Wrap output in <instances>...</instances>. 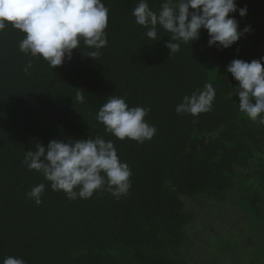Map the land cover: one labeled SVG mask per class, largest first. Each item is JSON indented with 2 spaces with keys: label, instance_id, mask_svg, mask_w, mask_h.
Wrapping results in <instances>:
<instances>
[{
  "label": "trees",
  "instance_id": "trees-1",
  "mask_svg": "<svg viewBox=\"0 0 264 264\" xmlns=\"http://www.w3.org/2000/svg\"><path fill=\"white\" fill-rule=\"evenodd\" d=\"M160 2L149 5L158 10ZM235 2L247 14L230 15L239 29L251 31L228 48L209 46L201 29L199 39L169 54L170 33L160 29V39L152 41L135 22L138 0H103L109 8L108 44L98 60L87 56L94 49L81 42L70 60L52 69L19 51V30L9 25L0 34V261L14 256L26 264H121L118 252L124 247L136 264H185L181 250L193 218L187 201L222 203L228 195L233 200L236 186L247 192L235 200L239 210L264 233V125L239 110L233 92L238 81L226 71L234 58L250 62L264 56V0ZM206 82L216 90L211 111L177 113L182 97ZM77 91L84 93L83 104L75 100ZM113 95L130 107L150 109L145 120L157 129L152 139L138 143L105 132L96 114ZM88 136L114 142L132 171L127 195L117 198L101 189L91 198L70 200L23 163L36 143ZM254 169L262 192L245 186ZM39 183L46 187L37 205L26 193ZM216 238L224 243L219 232ZM259 247L254 259L240 249L226 257L220 246L213 252L215 264H264V246Z\"/></svg>",
  "mask_w": 264,
  "mask_h": 264
},
{
  "label": "clouds",
  "instance_id": "clouds-1",
  "mask_svg": "<svg viewBox=\"0 0 264 264\" xmlns=\"http://www.w3.org/2000/svg\"><path fill=\"white\" fill-rule=\"evenodd\" d=\"M235 12L243 17L247 8H238L235 0H161L158 10H153L149 0H138L132 15L152 41L160 39L157 38L160 29L170 33L166 47L169 54H174L181 50L182 44L199 39L201 29L207 31L209 46L230 47L251 31L250 26L239 29L238 21L230 15ZM108 14L103 0H0V34L9 25L19 30L24 34L19 51L43 59L53 69L65 59L70 60L72 50L80 49L81 42L94 49L87 56L98 60L101 49L108 44L105 31ZM262 61L264 56L250 62L234 58L226 66V71L238 81L233 92L239 96V110L260 125H264ZM31 67L29 60L24 72L28 73ZM215 98L213 84L206 82L203 89L184 95L175 111L197 116L211 111ZM75 100L83 104L84 93L77 91ZM149 111L142 106L130 107L123 96L113 95L99 108L96 120L104 125L106 133L119 140L127 138L143 143L157 131L155 125L145 120ZM23 163L29 171L41 173L50 182L52 191H63L70 200L91 198L101 189L119 198L127 195L131 187L130 167L120 160L114 142L101 136L51 139L47 146L36 143L35 150L26 151ZM45 187L39 183L26 195L39 205ZM0 264L26 262L21 257L6 256Z\"/></svg>",
  "mask_w": 264,
  "mask_h": 264
},
{
  "label": "rangeland",
  "instance_id": "rangeland-1",
  "mask_svg": "<svg viewBox=\"0 0 264 264\" xmlns=\"http://www.w3.org/2000/svg\"><path fill=\"white\" fill-rule=\"evenodd\" d=\"M261 184L259 174L254 169L251 179L246 181L245 186L247 185L249 189L255 186L262 192ZM231 192L235 199L232 200L228 195L227 200L222 203L205 197H198L196 203L193 200L187 201L188 204L190 203L189 210L192 211L193 218L186 228L188 242L181 250L185 264H211L212 262L215 264L216 256L213 252L215 253L220 246L223 247L222 252L226 257L232 255L236 249H240L244 253L246 250L256 259L259 246H264V233L259 231L261 227L257 228L251 223L250 216L240 211L235 202L241 192L243 195L247 193L246 187L236 186ZM216 231L220 233L226 244L216 238ZM224 246L228 249L227 251H224ZM119 250L121 264H136L130 249L120 247ZM226 257L224 256L220 262H227ZM242 262L249 264L248 260H242Z\"/></svg>",
  "mask_w": 264,
  "mask_h": 264
}]
</instances>
